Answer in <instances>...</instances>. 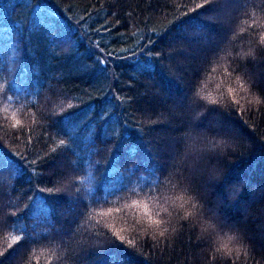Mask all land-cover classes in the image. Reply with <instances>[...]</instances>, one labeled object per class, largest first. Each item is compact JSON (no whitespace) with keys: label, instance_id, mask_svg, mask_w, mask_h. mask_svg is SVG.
<instances>
[{"label":"trees","instance_id":"trees-1","mask_svg":"<svg viewBox=\"0 0 264 264\" xmlns=\"http://www.w3.org/2000/svg\"><path fill=\"white\" fill-rule=\"evenodd\" d=\"M0 153V264H264V0H0Z\"/></svg>","mask_w":264,"mask_h":264},{"label":"snow or ice","instance_id":"snow-or-ice-1","mask_svg":"<svg viewBox=\"0 0 264 264\" xmlns=\"http://www.w3.org/2000/svg\"><path fill=\"white\" fill-rule=\"evenodd\" d=\"M206 2H207V0H206ZM199 7H203V5H200ZM67 40L71 41V36H68ZM96 56H97L96 63L104 65V67L101 68V71H106L107 70L106 69V62H105V59L103 58L105 56L104 50L102 48L99 49L98 52L96 53ZM145 67H148V66L145 65ZM214 111H215V109L211 110V112H214ZM211 112L209 113L210 115H211ZM61 144H63V141H61ZM193 150H194V148H193ZM127 152L130 155V157L134 158L135 154L137 152V145L129 144L127 147ZM7 166H8L7 161L3 158V154L0 153V172H3ZM145 207H147V206H145ZM149 219L151 220V217H149ZM161 223H162L161 220H151V224H153V225L159 226ZM33 230H35V229H33ZM163 234H164L163 232L160 233L161 236H163ZM120 239L123 240L124 238L121 236ZM128 243L131 244L132 241H128ZM113 261H114V264H121V261L117 260L116 257H113Z\"/></svg>","mask_w":264,"mask_h":264}]
</instances>
